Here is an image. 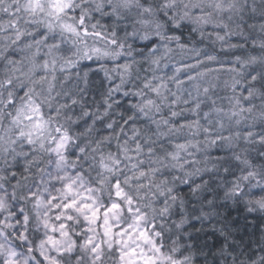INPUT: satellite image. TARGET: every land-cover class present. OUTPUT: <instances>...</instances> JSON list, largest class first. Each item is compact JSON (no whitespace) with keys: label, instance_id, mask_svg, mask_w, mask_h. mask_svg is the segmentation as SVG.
Listing matches in <instances>:
<instances>
[{"label":"clouds","instance_id":"clouds-1","mask_svg":"<svg viewBox=\"0 0 264 264\" xmlns=\"http://www.w3.org/2000/svg\"><path fill=\"white\" fill-rule=\"evenodd\" d=\"M0 264H264V0H0Z\"/></svg>","mask_w":264,"mask_h":264}]
</instances>
